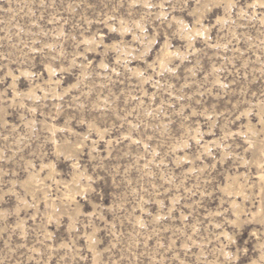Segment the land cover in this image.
<instances>
[{
  "label": "rangeland",
  "instance_id": "obj_1",
  "mask_svg": "<svg viewBox=\"0 0 264 264\" xmlns=\"http://www.w3.org/2000/svg\"><path fill=\"white\" fill-rule=\"evenodd\" d=\"M263 176L264 0H0V264H264Z\"/></svg>",
  "mask_w": 264,
  "mask_h": 264
},
{
  "label": "bare ground",
  "instance_id": "obj_2",
  "mask_svg": "<svg viewBox=\"0 0 264 264\" xmlns=\"http://www.w3.org/2000/svg\"><path fill=\"white\" fill-rule=\"evenodd\" d=\"M260 149H261V147H260ZM257 150V149H256ZM261 181H263L264 182V176L263 177H261Z\"/></svg>",
  "mask_w": 264,
  "mask_h": 264
}]
</instances>
